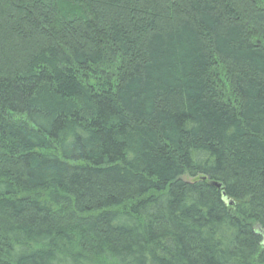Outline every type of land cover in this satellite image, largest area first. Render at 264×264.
<instances>
[{"label":"trees","instance_id":"16d2710c","mask_svg":"<svg viewBox=\"0 0 264 264\" xmlns=\"http://www.w3.org/2000/svg\"><path fill=\"white\" fill-rule=\"evenodd\" d=\"M0 264H264V0H0Z\"/></svg>","mask_w":264,"mask_h":264},{"label":"rangeland","instance_id":"374dc122","mask_svg":"<svg viewBox=\"0 0 264 264\" xmlns=\"http://www.w3.org/2000/svg\"><path fill=\"white\" fill-rule=\"evenodd\" d=\"M259 232V231H258ZM261 234H262V232H261Z\"/></svg>","mask_w":264,"mask_h":264}]
</instances>
